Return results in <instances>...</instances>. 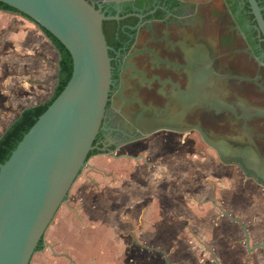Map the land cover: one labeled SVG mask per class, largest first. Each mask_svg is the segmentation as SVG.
Masks as SVG:
<instances>
[{
    "label": "flooded vegetation",
    "instance_id": "flooded-vegetation-1",
    "mask_svg": "<svg viewBox=\"0 0 264 264\" xmlns=\"http://www.w3.org/2000/svg\"><path fill=\"white\" fill-rule=\"evenodd\" d=\"M87 1L107 17L103 30L112 65L109 101L95 141L97 150L105 151L96 155L112 156L159 133L196 134L212 160L220 161L203 140V130L230 139L231 145H250L264 163V0H257L263 27L248 0ZM200 81L206 87H199ZM204 93L218 110L203 105ZM137 125L148 133L161 130L145 136ZM228 159L245 162L249 157ZM226 166L236 168L253 190L264 194V187L237 165ZM249 238L246 251L262 259L264 249L254 247L264 242L253 244Z\"/></svg>",
    "mask_w": 264,
    "mask_h": 264
},
{
    "label": "rangeland",
    "instance_id": "rangeland-1",
    "mask_svg": "<svg viewBox=\"0 0 264 264\" xmlns=\"http://www.w3.org/2000/svg\"><path fill=\"white\" fill-rule=\"evenodd\" d=\"M49 44L34 22L0 11V136L21 112V81L31 79L30 68L22 63L28 58H39L33 56L32 49H40L43 61L51 63L55 70L59 54ZM38 65L43 66L42 62ZM125 152L142 156L144 161L110 156L87 163V172L79 175L64 209L57 212L45 233V248L50 241L57 245L75 244L76 248L86 245L89 264H166L160 252L162 242H156L160 248L154 250L149 242L151 233L145 230L149 223L161 222L165 207L168 211L164 217L176 225L177 213L185 203L198 209L210 197L220 205L230 206H245L250 201L262 206L264 202L263 192L253 190L250 181L236 168L213 161L207 146L197 142L196 134H155L116 154ZM183 186L191 188L183 191ZM76 217L80 218L78 222ZM212 217L213 214L209 218ZM81 219L86 224L81 225ZM81 229L86 233L84 240ZM236 237L234 233L226 243L236 247L233 252L224 253L230 264H264L263 255L260 259L249 254L245 239L239 242ZM216 239L222 244V238ZM168 259L171 264H209L210 258L173 253Z\"/></svg>",
    "mask_w": 264,
    "mask_h": 264
},
{
    "label": "water",
    "instance_id": "water-1",
    "mask_svg": "<svg viewBox=\"0 0 264 264\" xmlns=\"http://www.w3.org/2000/svg\"><path fill=\"white\" fill-rule=\"evenodd\" d=\"M248 2L263 27L257 0ZM0 3L50 33L67 49L73 61L68 84L25 134L9 159L0 164V264H31L33 257H41L42 249L37 251L39 244L57 212L64 209L77 178L87 172V163L111 156L101 154L88 160L89 154L97 150L95 141L112 86L111 58L103 30L107 17L87 0H0ZM197 85L206 87L204 81ZM212 99L205 93L200 97L203 105L217 109ZM138 128L145 136L161 130L148 133L141 126ZM199 132L205 143L217 151L222 163L237 165L246 177L264 187V173L259 176L250 171L264 169V163L250 145L238 147L231 145L230 139ZM235 154L249 159L245 162L228 159ZM112 157L134 158L115 153ZM235 221L246 231L249 248L247 228L240 220ZM258 247L264 249V244L254 248ZM166 262L170 264L167 257Z\"/></svg>",
    "mask_w": 264,
    "mask_h": 264
},
{
    "label": "crops",
    "instance_id": "crops-1",
    "mask_svg": "<svg viewBox=\"0 0 264 264\" xmlns=\"http://www.w3.org/2000/svg\"><path fill=\"white\" fill-rule=\"evenodd\" d=\"M39 29L42 30L40 27ZM46 37L48 38L47 35ZM48 40L51 43L49 44L50 47L56 50L51 40L49 38ZM41 52L40 49L33 48L31 53L33 56H39V58L33 57L32 60L28 58L27 62L22 63V65L30 68L29 78L31 79L21 81V113L26 108L48 101L56 89L60 56L59 61L55 64V70H52L51 63L49 64L46 60L43 61ZM40 62L43 66L38 65ZM27 84L29 88L26 86ZM24 92L28 94L25 96ZM183 188V191H187L191 186L187 188L183 186ZM190 198L192 199V197ZM201 199V196H199L200 203L202 202ZM203 201V206L198 209L192 204H182V210L177 213L179 217L176 225H172L171 219H167V216L164 217L168 211V207H165L163 209L164 213L161 212V222L149 223L145 229H149V234L151 233L149 242L152 243L151 246L155 248L154 250L160 248L156 242H162L163 246L161 245V251H159L163 253L165 259L166 257L168 259L173 253H180L183 256L186 253H191L194 256L200 254L202 257L210 258L207 260L209 264H230V260H227L224 253L226 254V251L233 252L236 247L230 243L226 245L228 241H231L228 237L232 238L235 233L237 241L243 242V238L246 240V231L235 219L240 220L245 227L247 226L253 244L264 242V202L261 203L262 206L255 201H250L245 206L243 204L230 206L220 205L211 197ZM212 214L214 217L209 218ZM78 219L80 220L76 217L75 221L78 222ZM82 223L86 224L81 219L80 224L82 225ZM81 231L80 237L81 240H84L86 233H83L84 229H81ZM189 237L191 240L188 241ZM219 237L222 238V244L217 242L216 238ZM89 240L88 237L87 244L90 242ZM76 247L75 244L57 245L52 241L47 242L46 248L43 245L41 257H33L31 264H89L90 254H88L89 249L86 248L87 246ZM166 264L168 263L166 262Z\"/></svg>",
    "mask_w": 264,
    "mask_h": 264
},
{
    "label": "trees",
    "instance_id": "trees-1",
    "mask_svg": "<svg viewBox=\"0 0 264 264\" xmlns=\"http://www.w3.org/2000/svg\"><path fill=\"white\" fill-rule=\"evenodd\" d=\"M0 10L11 13H18L15 9L0 3ZM21 16H24L21 14ZM27 18L26 16H24ZM28 19V18H27ZM30 20V19H29ZM33 22V21H32ZM42 31L48 36L52 41L54 47L59 53V71H58V81L56 85L55 92L50 100L38 104L33 107H29L22 111L20 116L6 129L2 137L0 138V164L5 163L12 152L16 149L17 145L23 139L25 134L30 130V128L36 123L38 118L47 110V108L52 104V102L60 95L65 86L68 84L73 73V61L70 53L67 49L50 33L43 30ZM98 150L92 151L88 160L96 155ZM44 245V237L42 238L37 251L41 250Z\"/></svg>",
    "mask_w": 264,
    "mask_h": 264
}]
</instances>
